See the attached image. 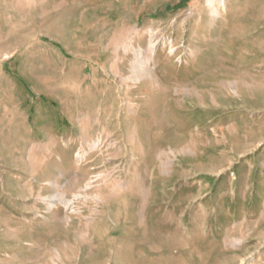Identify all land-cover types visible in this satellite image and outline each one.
Returning <instances> with one entry per match:
<instances>
[{"label":"rangeland","instance_id":"obj_1","mask_svg":"<svg viewBox=\"0 0 264 264\" xmlns=\"http://www.w3.org/2000/svg\"><path fill=\"white\" fill-rule=\"evenodd\" d=\"M0 264H264V0H0Z\"/></svg>","mask_w":264,"mask_h":264}]
</instances>
